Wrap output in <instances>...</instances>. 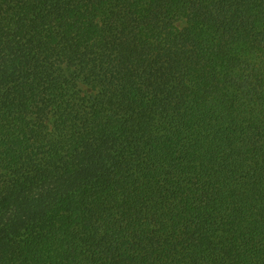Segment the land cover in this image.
<instances>
[{
    "label": "trees",
    "instance_id": "obj_1",
    "mask_svg": "<svg viewBox=\"0 0 264 264\" xmlns=\"http://www.w3.org/2000/svg\"><path fill=\"white\" fill-rule=\"evenodd\" d=\"M0 264H264V0H0Z\"/></svg>",
    "mask_w": 264,
    "mask_h": 264
}]
</instances>
